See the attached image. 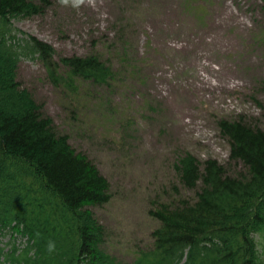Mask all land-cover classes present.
I'll use <instances>...</instances> for the list:
<instances>
[{
    "label": "rangeland",
    "instance_id": "rangeland-1",
    "mask_svg": "<svg viewBox=\"0 0 264 264\" xmlns=\"http://www.w3.org/2000/svg\"><path fill=\"white\" fill-rule=\"evenodd\" d=\"M12 22L51 43L57 59L94 50L119 73L110 85H88L77 122L41 61L22 58L18 79L108 178L110 201L92 209L124 261L152 243L153 201L174 186L184 191L179 154L226 163L220 118L243 115L264 127L263 0H54ZM257 239L264 251V231Z\"/></svg>",
    "mask_w": 264,
    "mask_h": 264
},
{
    "label": "trees",
    "instance_id": "trees-1",
    "mask_svg": "<svg viewBox=\"0 0 264 264\" xmlns=\"http://www.w3.org/2000/svg\"><path fill=\"white\" fill-rule=\"evenodd\" d=\"M53 2L0 0V264H264L257 239L264 231V127L243 115L218 120L228 162L179 154L184 191L174 186L168 199L153 201L149 214L159 224L152 243L131 263L109 251L107 227L92 209L110 201L108 178L18 79L22 58L41 61L77 122L88 85H110L119 75L101 53L57 59L51 43L13 26Z\"/></svg>",
    "mask_w": 264,
    "mask_h": 264
},
{
    "label": "clouds",
    "instance_id": "clouds-1",
    "mask_svg": "<svg viewBox=\"0 0 264 264\" xmlns=\"http://www.w3.org/2000/svg\"><path fill=\"white\" fill-rule=\"evenodd\" d=\"M62 2L67 4L68 0H62ZM82 2H83V0H73L74 5H78V4L82 3Z\"/></svg>",
    "mask_w": 264,
    "mask_h": 264
}]
</instances>
